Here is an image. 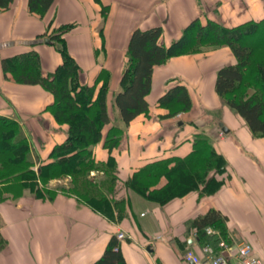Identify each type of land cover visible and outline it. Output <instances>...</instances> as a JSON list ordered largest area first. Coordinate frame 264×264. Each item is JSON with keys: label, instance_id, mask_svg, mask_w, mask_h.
Here are the masks:
<instances>
[{"label": "crops", "instance_id": "1", "mask_svg": "<svg viewBox=\"0 0 264 264\" xmlns=\"http://www.w3.org/2000/svg\"><path fill=\"white\" fill-rule=\"evenodd\" d=\"M197 17L227 26L258 21L264 18V0H54L43 15L29 10V0H13L9 8H0V115L21 125L36 170L42 161L51 160L54 146L68 138L69 125L58 122L49 109L55 100L51 91L6 78L2 59L35 49L43 70L54 71L62 58L49 35L65 24L75 25L64 37L81 66V81L92 85L102 70L110 73L112 122L105 134L114 123L124 128L112 152L103 141L93 146L98 161L110 155L117 161L113 191L104 169L90 175L99 182L107 179L102 189L116 201L114 218L69 191L70 176L50 180L40 195L30 188L16 195L1 189L0 232L7 243L0 249V264H95L115 236L126 264H194L183 257L189 249L203 255L193 221L212 208L226 218L227 240L251 243L264 262V136H255L245 118L216 91L219 69L237 63L232 49L205 46L156 66L148 95L150 111L129 125L115 108L114 93L127 66L132 31L161 26V42L170 45ZM178 83L189 89L193 106L168 117L169 110L159 106L158 98ZM201 129L227 163L225 183L215 193L194 190L161 205L126 186L146 164L188 155ZM119 232L127 238L118 239Z\"/></svg>", "mask_w": 264, "mask_h": 264}, {"label": "trees", "instance_id": "2", "mask_svg": "<svg viewBox=\"0 0 264 264\" xmlns=\"http://www.w3.org/2000/svg\"><path fill=\"white\" fill-rule=\"evenodd\" d=\"M13 0H0V8L7 9ZM54 0H29V10L45 14ZM103 11L106 12V9ZM75 27L65 24L54 30L50 42L57 45L61 63L54 71L45 72L37 50L5 56L2 66L6 78L25 84H40L54 94L49 109L57 121L69 125L68 138L54 146L50 161L34 168L31 143L15 119L0 115V187L19 194L30 188L40 195L50 180L70 176L73 185L69 191L109 218H114L112 200L103 191L106 181H96L92 170L104 169L109 175V190L117 179V161L110 155L107 161L97 160L93 146L100 141L112 152L117 148L124 128L112 122L108 108L111 93L110 73L102 70L97 81L90 85L81 81V66L68 48L65 33ZM163 28H135L127 47V66L122 74L120 89L114 93L118 117L129 125L141 114H148V95L152 90L153 72L156 66L169 58L201 50L205 46H229L237 63L223 66L218 71L216 91L227 104L245 118L255 136H264V18L251 20L236 26H227L209 19L206 23L197 17L183 30L180 38L170 45L163 44ZM103 82L99 86L100 82ZM158 104L169 110L173 117L191 110L193 103L186 85L178 83L169 87L158 98ZM225 157L217 151L204 129L196 132L193 150L184 157L163 158L141 167L126 181V186L143 197L161 205L191 191L201 189L215 193L225 183L222 176L227 171ZM164 181V182H163ZM115 185V184H114ZM18 189V191H17ZM1 222V218H0ZM226 218L216 209L194 219L201 244L218 247L221 237L228 238ZM218 233H208L207 227ZM7 239L0 232V249ZM117 236L113 237L103 256L95 264H126L117 248Z\"/></svg>", "mask_w": 264, "mask_h": 264}, {"label": "built area", "instance_id": "3", "mask_svg": "<svg viewBox=\"0 0 264 264\" xmlns=\"http://www.w3.org/2000/svg\"><path fill=\"white\" fill-rule=\"evenodd\" d=\"M208 233H218L216 229L207 227ZM127 238L126 233L119 232L118 239ZM117 248H119L117 246ZM203 255L200 256L189 249L183 255L184 259L194 264H230V260L236 259L237 264H264V262L254 254V249L249 242H230L224 237L220 238L218 247L212 244L202 246Z\"/></svg>", "mask_w": 264, "mask_h": 264}, {"label": "rangeland", "instance_id": "4", "mask_svg": "<svg viewBox=\"0 0 264 264\" xmlns=\"http://www.w3.org/2000/svg\"><path fill=\"white\" fill-rule=\"evenodd\" d=\"M115 108H116V106H115ZM117 109V108H116ZM90 175H92L91 173H90ZM140 197H143L142 195H140L139 193H137ZM143 199H145V200H147V201H151L152 202V200H149V199H147V198H145V197H143Z\"/></svg>", "mask_w": 264, "mask_h": 264}]
</instances>
